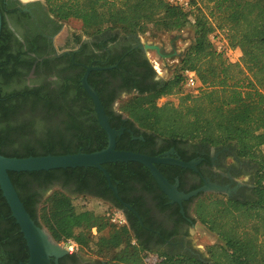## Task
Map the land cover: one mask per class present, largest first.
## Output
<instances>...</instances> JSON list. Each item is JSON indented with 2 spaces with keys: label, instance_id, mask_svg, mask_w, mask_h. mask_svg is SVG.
I'll list each match as a JSON object with an SVG mask.
<instances>
[{
  "label": "trees",
  "instance_id": "obj_1",
  "mask_svg": "<svg viewBox=\"0 0 264 264\" xmlns=\"http://www.w3.org/2000/svg\"><path fill=\"white\" fill-rule=\"evenodd\" d=\"M42 1L54 19L78 21L85 30L93 31L91 35L114 30L123 31L124 35L144 34L150 25L165 31H181L192 23L194 44L181 59V74L166 83L141 85L155 72L147 60L135 58L134 53L106 64L85 65L101 68L90 72L88 84L97 92L111 128H125L116 139V149L155 155L133 137H142L148 147L156 139L173 146L230 145L237 157L254 162L258 171L253 197L248 201L205 194L193 203V222L217 239L207 247L206 259L150 250L138 233L147 227L144 217L127 200L124 202L131 204L135 213L124 210L114 198L110 200V207L122 210L127 221L126 226L116 227L109 224L105 214L76 209L73 200L59 190L39 210L22 197L24 180L101 175L95 168L10 172L13 187L35 224L43 226L56 243L71 240L83 249L95 245L110 254V259L103 260L105 264H143L144 251L163 257L159 264H264V0H190L192 7L203 6L209 12L207 16L200 13L195 20L191 19L194 9L184 12L167 0ZM8 11L0 0V155L26 158L104 149L107 135L81 86L86 67L73 66L70 61L68 66L55 63L51 67L48 60L40 61L41 54L35 46L23 47L12 41L5 21ZM215 32L222 33L227 42L228 49L221 53L215 51L210 40ZM230 51H238L239 59L233 60ZM73 68L80 72H72ZM185 71H193L201 85L196 95L182 93ZM97 77L103 80L97 81ZM111 77L120 78L122 84L110 90V82L105 81ZM130 80L135 84H127ZM121 89L130 92L127 98L121 99L117 92ZM133 90L136 93L131 94ZM172 94H177V105L156 104L159 98ZM114 103L118 107L113 110ZM129 165L144 171L154 189L160 191V208L169 207L164 205L168 198L144 166L135 162L113 163L123 170ZM107 167L108 164L103 165L104 169ZM158 169L169 183H174L161 166ZM169 169L172 177L182 174L179 167ZM187 210L184 209L185 213ZM174 215L181 217L179 207ZM93 228L98 238L92 237ZM27 261L26 242L0 191V264Z\"/></svg>",
  "mask_w": 264,
  "mask_h": 264
},
{
  "label": "flooded vegetation",
  "instance_id": "obj_2",
  "mask_svg": "<svg viewBox=\"0 0 264 264\" xmlns=\"http://www.w3.org/2000/svg\"><path fill=\"white\" fill-rule=\"evenodd\" d=\"M3 2L9 10L5 21L11 33L12 41L18 42L23 47L30 44L35 46L41 54L40 61L48 60L51 67L55 63L68 66L69 61L72 62L73 66L81 65L83 67H86L85 65L88 63L106 64L131 53H134V57L141 61L144 59L148 61L146 57L148 51L144 50V46L154 45L148 41L145 42L146 40L142 41L137 35H122L118 32L109 31L82 40L73 38L71 39V46L59 48L57 38L62 32V23L48 13L42 0H25L24 3L20 0H3ZM158 47L160 46L158 45ZM174 48L173 45L171 52L167 54L162 52H160L161 55L156 52L155 54L160 61L171 57L176 58V56L181 57V53L175 51ZM148 63L150 64L149 61ZM72 72L79 73L80 70L73 68ZM96 79L97 81L103 80L102 77ZM105 82H110V90L112 87H119L122 84L120 78L114 79L112 77ZM166 82L167 80L160 73L155 72L154 76L145 80L144 83H140L141 85H153ZM127 84H135V81L130 80ZM117 92L120 97L130 94L125 89ZM133 93L136 92L133 90L131 94ZM115 105L114 103L112 106L113 110ZM119 129H123L124 133V126L119 127L117 130ZM130 133L132 134V132ZM133 140H139L145 145L146 151L155 154L150 155V157L179 160L189 164L188 168L167 163L155 164L157 169L161 166V170L173 178V184L176 181L178 182V190L181 187V191L191 192L205 185L215 184L227 188L228 195L209 191L200 193L198 197L205 194H217L242 202L253 197L258 166L248 159L237 157L233 146H210L199 143H182L173 146L169 142L156 139L153 145L148 147L142 137H133ZM170 166L179 167L182 170L181 176L178 178L172 177L173 173L169 169ZM105 170L109 174V179L100 171L101 175L99 176H70L66 178L58 175L52 179L24 180L22 181L24 188L21 190V194L37 210L56 190L63 192L74 202L91 199L113 206L110 200L114 198L122 204L124 210L135 213L130 206L132 204L143 215L144 222L147 224V227L139 229L138 233L150 250L167 255L189 254L198 256L191 248L189 241L190 230L196 226V223L193 222L191 210L198 197L192 199V201H184L181 205L170 203L168 200V203H164V205L169 207L161 209L159 206L160 200H158V196L161 194L160 191L154 189V183L140 168L129 165L127 169L123 170L113 166V163H109ZM112 188L116 189V195ZM126 200L131 204L124 202ZM124 204L129 205L130 209L125 208ZM178 207L181 214L180 218L174 215ZM184 209H188L187 213ZM7 226H3V228H7ZM96 231L91 230L93 234H96ZM56 244L60 246L59 243ZM51 264H105V262L99 259L85 260L79 256L78 252L67 251L57 260L51 258Z\"/></svg>",
  "mask_w": 264,
  "mask_h": 264
},
{
  "label": "water",
  "instance_id": "obj_3",
  "mask_svg": "<svg viewBox=\"0 0 264 264\" xmlns=\"http://www.w3.org/2000/svg\"><path fill=\"white\" fill-rule=\"evenodd\" d=\"M20 1L22 3L25 2V0ZM1 27L2 17L0 13V33ZM144 50L155 51L159 54V48L156 45H145ZM99 69L101 68H86L81 78V86L93 103L99 126L107 135V145L104 149L92 153H83L79 151L73 154L30 156L26 158H9L0 155V191L10 209L11 217L19 226L20 232L26 242L28 248V261L26 264H51V258L57 260L62 255L66 254L67 250L56 244L51 236L43 228L37 226L30 218L9 178L10 172L21 173L60 169L95 168L109 179V174L103 168V165L117 162H135L149 170L157 186L168 198L170 203L181 205L182 202L195 199L200 193L209 191L228 195L227 188L219 187L215 184H208L188 193L181 192L178 190V182L176 181L175 184L169 183L155 167V164L167 163L182 168H188L189 164L180 162L179 160L160 159L131 151L117 150L116 139L123 133V129L115 130L110 127L109 119L105 114L97 92L88 84L90 72ZM112 190L116 195V189L112 188ZM124 207L130 209L129 205L124 204ZM181 212L183 213L182 209Z\"/></svg>",
  "mask_w": 264,
  "mask_h": 264
},
{
  "label": "rangeland",
  "instance_id": "obj_4",
  "mask_svg": "<svg viewBox=\"0 0 264 264\" xmlns=\"http://www.w3.org/2000/svg\"><path fill=\"white\" fill-rule=\"evenodd\" d=\"M192 16L191 19L195 20L197 19V16L200 13L208 15V11L203 9V6L196 5L193 7ZM62 23V32L60 36L57 38V46L60 47H69L71 46V39L76 40H82L86 38H90L93 31H87L85 30L80 22L75 20H68L66 22ZM113 32H118L122 35L125 33L120 30H114ZM220 33V32H219ZM222 34V33H220ZM97 35V34H95ZM137 36L140 37L142 41L146 40L145 42H150L158 47L160 46V52L163 54H167L171 52V49L174 45V50L181 53V57L176 58H168L166 60L160 61L159 58H157L155 51L147 50L146 57L148 58V61L150 62V65L152 68H154V72H158L163 76L167 81L171 80L174 76L181 74V59L183 55L187 52V50L194 44V25L192 23L188 24L183 30L181 31H165L164 29L160 28L159 26L150 25L147 29V31L144 34H138ZM235 52H232L231 58L233 60L239 59L237 56L234 55ZM29 78H32V74L29 76ZM199 92V90H198ZM184 94H191L182 91ZM193 95H196L193 93ZM128 96H122L121 99H125ZM165 103H171L174 105H177L178 103V97L177 94H172L169 96H164L159 98L156 101V104L158 106H161ZM115 109L118 107L117 103H115ZM262 151L264 152V147H262ZM219 197L217 194H213ZM74 202V201H73ZM74 205L76 209L85 208L88 210H91L97 214H106L107 212H110L112 208L98 200H91V199H84L75 201ZM106 218V217H105ZM114 226V225H113ZM196 226L194 229L190 230V246L193 249V251L198 254L199 257H202L204 259L207 258V255L205 253L208 246L214 244L217 239L214 235L209 233L203 226H201L199 223L196 222ZM46 232L47 230L42 226ZM48 233V232H47ZM49 234V233H48ZM92 237L98 238L99 234L96 231V234L94 235L91 233ZM71 241V240H69ZM66 241L62 240L59 242L60 246L64 244ZM73 243L74 247V253L78 252L79 256L82 259L89 260V259H99V260H105L110 259V254L99 250L95 245L91 244L89 248H81L77 243L71 241ZM62 247V246H61Z\"/></svg>",
  "mask_w": 264,
  "mask_h": 264
},
{
  "label": "built area",
  "instance_id": "obj_5",
  "mask_svg": "<svg viewBox=\"0 0 264 264\" xmlns=\"http://www.w3.org/2000/svg\"><path fill=\"white\" fill-rule=\"evenodd\" d=\"M167 1L170 5L178 7L184 12H189L193 9L190 0H167ZM210 40L214 44V49L217 53H221L228 49L226 40L219 32H215L214 34H212L210 36ZM230 53L232 54L231 51ZM183 75H184V79L181 83L182 91L191 94L193 93L197 94L201 85L197 80L195 73L193 71H185ZM105 217L110 225H114L116 227H123L127 225V221L122 210L112 209L110 212H107L105 214ZM92 230L95 231L96 229L93 228ZM61 246L68 252H74L75 246L69 240H67ZM163 259H164L163 257H160L157 253L152 251H144L142 253L143 264H159Z\"/></svg>",
  "mask_w": 264,
  "mask_h": 264
},
{
  "label": "crops",
  "instance_id": "obj_6",
  "mask_svg": "<svg viewBox=\"0 0 264 264\" xmlns=\"http://www.w3.org/2000/svg\"><path fill=\"white\" fill-rule=\"evenodd\" d=\"M234 55L237 56V58L240 57V53L238 51H236Z\"/></svg>",
  "mask_w": 264,
  "mask_h": 264
},
{
  "label": "bare ground",
  "instance_id": "obj_7",
  "mask_svg": "<svg viewBox=\"0 0 264 264\" xmlns=\"http://www.w3.org/2000/svg\"><path fill=\"white\" fill-rule=\"evenodd\" d=\"M158 48H159V47H158ZM159 55H161V54H160V49H159Z\"/></svg>",
  "mask_w": 264,
  "mask_h": 264
}]
</instances>
